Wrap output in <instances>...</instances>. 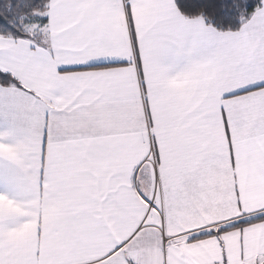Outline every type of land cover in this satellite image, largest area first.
<instances>
[{
	"label": "snow or ice",
	"instance_id": "snow-or-ice-1",
	"mask_svg": "<svg viewBox=\"0 0 264 264\" xmlns=\"http://www.w3.org/2000/svg\"><path fill=\"white\" fill-rule=\"evenodd\" d=\"M0 264H264V0H0Z\"/></svg>",
	"mask_w": 264,
	"mask_h": 264
}]
</instances>
